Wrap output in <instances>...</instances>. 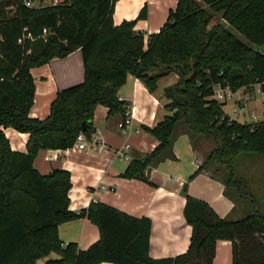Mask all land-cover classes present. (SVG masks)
Wrapping results in <instances>:
<instances>
[{"label": "trees", "instance_id": "16d2710c", "mask_svg": "<svg viewBox=\"0 0 264 264\" xmlns=\"http://www.w3.org/2000/svg\"><path fill=\"white\" fill-rule=\"evenodd\" d=\"M117 2L65 0L28 7L25 0H0V264H38L52 253L62 260L51 264H213L221 240L232 243L233 264H264V213L236 166L244 155L264 158V120L230 123L226 104L213 99L217 83L233 91L264 84V0H178L159 33L151 35L136 31L138 20L147 18L146 8L137 20L115 25ZM218 15L227 26L211 27ZM78 50L83 83L59 91L46 119L33 118L31 70ZM130 75L151 93L165 78L177 81L163 91L168 116L145 128L158 147L135 156L123 178L148 181L147 170L172 152L176 128L184 124L194 137L215 145L191 179L215 165L227 195L245 205V217L223 219L207 202L189 196L185 184L184 215L192 236L188 251L175 258L150 257V219L102 203L72 212L70 173L54 169L43 175L35 166L42 150L66 151L80 133L90 134L98 106L109 108L110 119L124 121L127 103L119 92ZM7 129L29 134L26 152L12 150ZM80 218L101 234L84 251L64 244L59 233L62 224Z\"/></svg>", "mask_w": 264, "mask_h": 264}, {"label": "crops", "instance_id": "0c3cea01", "mask_svg": "<svg viewBox=\"0 0 264 264\" xmlns=\"http://www.w3.org/2000/svg\"><path fill=\"white\" fill-rule=\"evenodd\" d=\"M145 4H149L150 11L147 18L138 20L136 31L151 35L159 33L169 13L176 9L178 0H118L114 8L115 25L137 20ZM31 74L36 87L31 116L43 120L49 116L51 104L59 91L83 83L82 53L78 50L66 58L53 59L45 66L32 69ZM176 81L174 76L165 78L160 81L156 93H151L142 81L130 75L119 92L120 100L127 103L130 125L122 130L119 127L122 119H110L109 108L98 106L95 110L93 129L104 133L108 151L98 154L74 147L66 151L42 150L35 161L36 168L43 175L50 174L54 169L70 173L72 212L79 213L92 203H102L135 218L150 219L149 254L155 260L175 258L189 249L192 227L184 215L185 184H188L189 196L207 202L223 219L239 220L245 213L240 203L227 195L226 185L221 175L215 172V165H210L191 179L215 148L211 149L214 144L204 138L194 137L184 124L176 128L172 152H166L161 161L147 170L148 181L123 178L131 161L119 158L117 150L130 145L129 154L133 160L135 156L151 154L158 147L159 142L145 128H155L168 116L165 109L168 101L163 98V91ZM5 134L12 150L27 151L29 134L13 129L5 130ZM176 173L180 176L175 177ZM59 233L64 244H77L82 251L101 238L98 226L87 218L62 224ZM60 260L62 257L59 254L52 253L38 264ZM213 264H233L230 241L217 242Z\"/></svg>", "mask_w": 264, "mask_h": 264}, {"label": "built area", "instance_id": "2783aa9c", "mask_svg": "<svg viewBox=\"0 0 264 264\" xmlns=\"http://www.w3.org/2000/svg\"><path fill=\"white\" fill-rule=\"evenodd\" d=\"M65 0H53L54 5L63 4ZM25 3L28 7H34L33 2L31 0H25ZM49 32L47 29L43 30V38L45 41ZM213 99L218 103L226 104L232 103L235 108L232 110L235 115H242L246 113L247 106L250 103L256 102L258 99H262V103L264 102V84L257 82L248 87H243L237 91H233L228 84L217 83L213 85ZM264 106V104H263ZM225 116L229 118V114L224 111ZM229 115V116H228ZM244 116V115H243ZM250 123H241L239 121L233 120L229 118L230 123L236 121L240 124H258L264 120V112L263 114H257L252 111L250 114ZM131 123L130 114H126V118L119 124V127L122 130H125L127 126ZM74 148L84 151V150H93L94 152L100 154L109 150V145L107 143L106 137L101 130L93 129L90 134H86L84 132L80 133L77 137V141L74 145ZM130 145H126L123 149L117 150L116 154L119 158L124 159L126 161H131L132 158L129 154Z\"/></svg>", "mask_w": 264, "mask_h": 264}, {"label": "rangeland", "instance_id": "374dc122", "mask_svg": "<svg viewBox=\"0 0 264 264\" xmlns=\"http://www.w3.org/2000/svg\"><path fill=\"white\" fill-rule=\"evenodd\" d=\"M32 2H33L34 7H39L41 5V0H33ZM52 4H53V0H45L43 2V5H46V6L52 5ZM143 8H146V12L149 13L150 11L149 4H145ZM173 10H175V8ZM219 23L223 26H227V24L220 18V15H218L211 23V27ZM233 33L237 35L243 42L247 43L244 37L241 36L238 32L233 31ZM174 77H175V80H177V77L176 76ZM234 108L235 106L232 103H229L227 106L223 108V110L226 111V113L229 114L231 117H233L232 118L233 120L236 119V121H239L241 123L251 122L249 114L252 111H254L257 114H260V113L263 114L264 112V106H263L261 98L258 99L256 102L250 103L247 106L246 113L240 116L233 114L232 110ZM230 116L229 118H231ZM195 137L198 138L200 136L195 135ZM212 148H215L214 145H211V149ZM236 166L238 167L239 172L244 176V181L247 183L246 191L249 193L255 194L258 197V200L260 201V204H261V211L264 213V158L258 157V156L244 155L240 159V161L236 163ZM174 176L178 177L180 176V174L176 173L174 174ZM187 191H188V186H187ZM240 206L243 207L245 210V205L243 203L240 202ZM245 215L246 214L244 213L243 217H245Z\"/></svg>", "mask_w": 264, "mask_h": 264}, {"label": "water", "instance_id": "95a60500", "mask_svg": "<svg viewBox=\"0 0 264 264\" xmlns=\"http://www.w3.org/2000/svg\"><path fill=\"white\" fill-rule=\"evenodd\" d=\"M83 127H84L85 130L87 129L85 124L83 125Z\"/></svg>", "mask_w": 264, "mask_h": 264}]
</instances>
